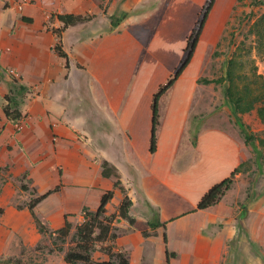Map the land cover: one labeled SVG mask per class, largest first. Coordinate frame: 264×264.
<instances>
[{
	"label": "crops",
	"instance_id": "crops-1",
	"mask_svg": "<svg viewBox=\"0 0 264 264\" xmlns=\"http://www.w3.org/2000/svg\"><path fill=\"white\" fill-rule=\"evenodd\" d=\"M14 1L0 0V257L16 256L29 241L26 181L39 196L57 189L33 212L43 224L62 225L64 216L68 220L84 207L96 210L112 190V179L101 176L106 161L132 202L134 225H115L116 249L129 264H144V245L152 240L160 244L163 264H262L244 250L235 261V251L228 250L237 234L234 209L228 212L233 204L226 199L234 183L216 205L195 210L247 157L243 145L218 128L192 136L195 146L189 141L202 55L219 41L237 0H215L190 63L160 98L153 154V95L179 66L206 0H37L21 10ZM59 14L88 20L65 27ZM58 43L67 66L52 51ZM19 86L27 88L21 131L3 112L4 98ZM95 142L115 144L122 166L105 152L91 151ZM188 145L192 155L182 154L186 161L178 164L180 148L187 152ZM116 199L118 207L115 190L108 215ZM239 222L260 242L249 218ZM140 229L148 235L142 237ZM127 232L135 235L123 240ZM175 241L185 243L181 254Z\"/></svg>",
	"mask_w": 264,
	"mask_h": 264
},
{
	"label": "rangeland",
	"instance_id": "rangeland-1",
	"mask_svg": "<svg viewBox=\"0 0 264 264\" xmlns=\"http://www.w3.org/2000/svg\"><path fill=\"white\" fill-rule=\"evenodd\" d=\"M262 14H264V0H237L224 26L219 41L214 45V48L204 51L202 55V72L197 81V100L189 117V141L192 142L191 137L196 136L202 129L218 128L231 134L243 145L242 149L247 157L233 179V188L230 187L231 193L226 197L227 202L229 200L233 204L232 207L231 205L228 206V212L230 213L231 208L234 209V225L237 227L236 237L229 242L228 250L235 251V261L241 260L237 258L236 254H242L244 250L249 251L252 257H258L262 264H264V122L260 121L255 110L250 113L238 114L230 109L226 103L225 83L219 85L205 83V81H214L224 76L227 61L236 53L238 47L243 45L245 49H253L255 43L250 29L253 22ZM252 55H255L254 51H252ZM256 65L258 73L264 77V60L260 61L256 59ZM33 93L35 95V92H32L31 98L34 97ZM85 115L88 114L85 113ZM245 135L251 139L250 143L245 142ZM186 148H188L187 152H185L184 147L180 148L178 152V164L183 159L186 161L182 154L188 153V155H192V147L188 145ZM95 150L109 154L115 160L116 164L120 167L122 166L115 144L109 145L95 142L91 151ZM120 181L122 183L121 178ZM113 182L114 179H112V184ZM26 186H28L31 196L26 195L24 204L39 196L30 181H26ZM31 189H33V192ZM112 190L113 193L116 190L122 200L120 191L113 189V187ZM116 202H118V199L111 203V209H113L114 214L117 213L118 208L116 207ZM244 203L245 210L241 208ZM134 211L136 212H133L134 214L139 212L138 209ZM155 213L153 212L154 217H156ZM240 214H244L245 218L251 220L250 227L252 228V234L256 236L253 238H259L260 242L253 240L249 233L240 227ZM38 215L42 218L41 209H39ZM68 221L72 225L71 233H73L75 226L83 221L81 212L80 214H70ZM121 222L127 225L125 221L118 219L115 220L114 225ZM31 224L32 226L27 230L28 243L26 245H20V250L16 256L6 258L18 259L22 264H64L63 253H49V250L53 248L51 245L52 239H49L48 235H40L34 223L31 222ZM51 224V226L44 224L50 235L61 227V223ZM142 228L147 229L145 227ZM119 232V228L115 227L114 233L119 234ZM139 232L142 237L148 235L147 230L140 229ZM130 234L135 235V233L127 232L123 233L121 238L123 240L128 239L131 237ZM186 242L189 243L190 241L188 240ZM174 244L180 245L175 250H178L181 254L185 243L183 241H179V243L175 241ZM113 245L115 251L120 252L116 249L115 241ZM66 246L65 244L64 249H66ZM144 247V264H163V253L160 250V244L157 240L150 241ZM91 257L95 261L107 260V257H104L99 252L92 253Z\"/></svg>",
	"mask_w": 264,
	"mask_h": 264
},
{
	"label": "trees",
	"instance_id": "trees-1",
	"mask_svg": "<svg viewBox=\"0 0 264 264\" xmlns=\"http://www.w3.org/2000/svg\"><path fill=\"white\" fill-rule=\"evenodd\" d=\"M214 2L215 0H206L194 28L187 38L183 51L184 56L179 66L166 83L161 85L153 95L151 104L152 127L149 141L150 154H153L156 150L157 131L160 126L159 100L173 87L182 71L190 63ZM57 18L65 27L88 20L80 16H63L61 14L57 15ZM111 25L116 26L117 24L111 21ZM250 33L254 37L255 46L253 49H245L243 45L238 47L236 53L227 61L224 76L214 81H205V83L217 85L225 83L226 103L230 109L238 114L250 113L255 110L260 121L264 122V77L258 73L256 65V59L260 61L264 60V14L260 15L253 22ZM59 35L60 31H58ZM52 51L60 58L65 59L67 66V55L62 51L60 43L56 44ZM252 51L255 52L254 56L252 55ZM26 93L27 88L19 86L18 89L10 91L4 98L3 112L8 121L16 123L22 118L20 106L24 102ZM245 142H251V139L247 135H245ZM192 145L195 146V140L192 141ZM101 169V176L106 179H114L113 189H118L122 194V200L116 214L108 215L106 211V206L114 196L113 190H109L100 197L96 210L90 211L86 207L82 209L81 216L83 221L75 226L73 233H71V223L64 216L61 227L50 235L45 225L35 216L33 210L57 189L49 190L43 195L35 197L26 205L37 232L42 236L48 235V238L52 239L51 245L53 248L49 250V253H63L64 264H129L127 256L122 252L115 251L113 243L117 238V235L114 233L116 219L125 221L130 227L135 223L134 218L129 214L132 202L122 186L117 170L106 161L101 163ZM238 172L239 168L235 169L230 177L213 185L199 200L195 210H205L216 205L226 192L230 190L233 179ZM21 189L23 191L27 190L24 185H21ZM241 208L245 210V203L242 204ZM243 218H245V215L240 214V219ZM151 228H155V226ZM65 244L67 245L66 249H64ZM94 252L103 254L107 257V260H93L91 256ZM0 264H22V262L18 259L0 257Z\"/></svg>",
	"mask_w": 264,
	"mask_h": 264
},
{
	"label": "built area",
	"instance_id": "built-area-1",
	"mask_svg": "<svg viewBox=\"0 0 264 264\" xmlns=\"http://www.w3.org/2000/svg\"><path fill=\"white\" fill-rule=\"evenodd\" d=\"M35 1H37V0H15L13 5L15 6V8L17 10H21L24 6L31 5ZM10 74H13L12 71L10 72ZM23 127H24V125H23V123H20V121L15 123V129L17 131H21L23 129Z\"/></svg>",
	"mask_w": 264,
	"mask_h": 264
}]
</instances>
